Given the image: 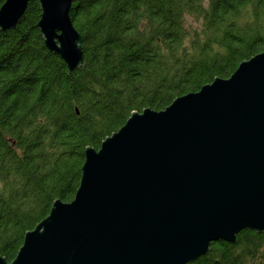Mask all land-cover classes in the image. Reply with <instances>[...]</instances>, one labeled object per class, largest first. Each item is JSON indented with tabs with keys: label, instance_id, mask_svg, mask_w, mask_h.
Wrapping results in <instances>:
<instances>
[{
	"label": "trees",
	"instance_id": "trees-1",
	"mask_svg": "<svg viewBox=\"0 0 264 264\" xmlns=\"http://www.w3.org/2000/svg\"><path fill=\"white\" fill-rule=\"evenodd\" d=\"M4 0H0V5ZM29 0L0 29V254L78 187L98 148L132 111L162 109L264 50V0H73L84 63L68 71L44 44ZM187 264H264V231L212 241Z\"/></svg>",
	"mask_w": 264,
	"mask_h": 264
},
{
	"label": "water",
	"instance_id": "water-1",
	"mask_svg": "<svg viewBox=\"0 0 264 264\" xmlns=\"http://www.w3.org/2000/svg\"><path fill=\"white\" fill-rule=\"evenodd\" d=\"M29 0H4L0 29ZM73 0H38L45 46L84 63ZM74 196L55 199L0 264H187L212 241L264 231V50L162 109L132 111L86 146Z\"/></svg>",
	"mask_w": 264,
	"mask_h": 264
}]
</instances>
